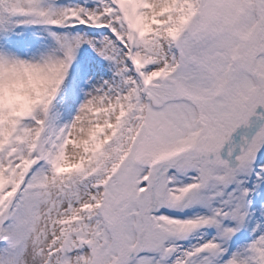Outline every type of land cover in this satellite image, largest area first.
<instances>
[{
  "label": "snow or ice",
  "instance_id": "obj_1",
  "mask_svg": "<svg viewBox=\"0 0 264 264\" xmlns=\"http://www.w3.org/2000/svg\"><path fill=\"white\" fill-rule=\"evenodd\" d=\"M0 13L51 39L27 59L0 51V264H264V221H249L264 0H0ZM84 46L111 75L68 72Z\"/></svg>",
  "mask_w": 264,
  "mask_h": 264
},
{
  "label": "rangeland",
  "instance_id": "obj_2",
  "mask_svg": "<svg viewBox=\"0 0 264 264\" xmlns=\"http://www.w3.org/2000/svg\"><path fill=\"white\" fill-rule=\"evenodd\" d=\"M44 4H47L49 0H42ZM58 4L70 5L73 3H81L83 0H56ZM91 3V0H89ZM0 17H7L6 20L0 19V51H11L16 55H20L21 58L27 59L30 55L36 52L37 48H40L45 43H50L51 39L48 36L47 30L42 26L37 25H20L16 26V21L23 19V17L18 16H7V14L0 13ZM85 62L90 63L95 66V71L97 75L95 79L107 78L111 75V70L105 66L103 62L96 54L87 46L82 47L77 50L76 57L69 66L68 72L73 73V71L78 67V65L84 64ZM92 77H86L83 87L87 90L88 82L92 80ZM63 93L57 96V102ZM83 100V94L79 96L75 104L70 111L63 112L59 123H64L71 119L72 115L75 113L76 107ZM56 103V102H54ZM56 107L59 108V104L56 103ZM55 111V109H53ZM264 163V150L257 155V164ZM254 181V177L248 180V185L251 186ZM249 200L251 201L252 212L249 216L251 218L249 221L251 224H256L262 222L260 215V206L264 204V184H261L253 192L250 193ZM249 235L245 229H241L234 238L240 244H246L248 240L244 239V235ZM249 235V239H250ZM232 250H235L233 248Z\"/></svg>",
  "mask_w": 264,
  "mask_h": 264
}]
</instances>
